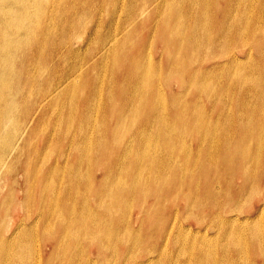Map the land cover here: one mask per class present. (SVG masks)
Returning a JSON list of instances; mask_svg holds the SVG:
<instances>
[{"label":"bare ground","instance_id":"obj_1","mask_svg":"<svg viewBox=\"0 0 264 264\" xmlns=\"http://www.w3.org/2000/svg\"><path fill=\"white\" fill-rule=\"evenodd\" d=\"M106 3L78 40L101 43L105 54L96 46L73 49L69 34L44 56L30 45L12 63L24 79L19 100L0 90V137L11 140L0 154V264H210L217 252L229 260L223 264H264L263 231L251 226L264 205L237 209L231 201L249 191L264 195V188L249 189L264 182V0ZM112 4L122 9L120 25L111 21L119 19ZM37 34L41 41L33 45L40 47L45 27ZM151 48L163 51L159 66H151ZM39 57L49 65L42 62L40 88L25 99L23 90L37 80L27 64ZM8 68L0 60V69ZM45 120L52 133L36 131ZM183 138L189 142L180 151ZM185 152L191 165L177 163L189 161ZM20 172L22 181L6 183ZM197 200L204 201L201 219L188 214ZM137 218L136 240L159 236L167 251L133 244L130 223ZM35 235L49 241V253L31 248ZM247 245L250 261L240 250ZM105 248L119 252L114 261Z\"/></svg>","mask_w":264,"mask_h":264},{"label":"rangeland","instance_id":"obj_2","mask_svg":"<svg viewBox=\"0 0 264 264\" xmlns=\"http://www.w3.org/2000/svg\"><path fill=\"white\" fill-rule=\"evenodd\" d=\"M65 1H67V2H65ZM125 1L126 0H123V4H124ZM253 1H256V0H253ZM76 2H80V3H76ZM97 2L98 1H96V0H0V28H1L0 30L5 31L4 34L0 37L1 38L0 39V43L4 44L2 49L0 47V60L3 61L5 65H11V68H8L7 70L6 69H0V74H2L3 80H4L3 82L1 81V86H0L1 87L0 88L1 92L5 93L8 97H11L12 95L14 97H16L15 93H16L17 89H19V87L22 86V81L24 79H23V76L22 77L20 76L21 73L17 71L18 68L15 65H13L12 63L18 57L20 52L22 53L23 51L31 49L32 47H34L35 49H39L40 48L39 50H41V52L43 51L42 54L44 56L53 48V43L55 41L56 42L60 41L61 38H63L65 35L68 36V37H69V35L70 36L73 35V37L75 38V42L71 46L73 49L78 48L80 51H83L85 48L87 50H90L94 46H96L97 49H98L96 54H105V53H101V52L104 51V48H102V44L99 43V42L98 43L92 42L91 44H88V45H86V43H84V42H81V43L79 42L80 41V39H79L80 36L82 35V36L85 37V35L87 34L86 33V27H88L91 24V22L89 23V21L91 19L92 14H93V17L95 19H97L100 16V14H102L104 12L106 6L108 5V3H106V0L104 1V4L102 6L98 5ZM67 6H69V7H67ZM250 6L251 5H249V8H250ZM122 8H124V6H122ZM109 9L116 11V13H114L113 16L119 14V19L111 20L112 23L114 25H120L122 23V21H123V13H122V9L120 8V6H118L116 4H112L109 7ZM77 12H79V13H77ZM85 12H86V14H85ZM88 13H89V15H88ZM95 13H96V15H95ZM72 14H73V16H72ZM181 18H183V19H181L182 21L187 22V20L185 19L184 16L181 17ZM6 19H11L9 22L12 23V24L10 26H8V27H7L6 24H9V22L6 23ZM76 19H77V22L75 21ZM70 21H71V23H70ZM210 26H211L210 25V19L208 17L206 19V21H205V24L203 25V29L207 31V29H209ZM44 27H45V42L43 40L42 43H41L42 46L39 45L40 47H35L33 44L34 43L39 44V42L41 41L38 38L37 30H40V29H42ZM75 30H76V34L74 32ZM204 30H203V32H204ZM263 30H264V27H261V32ZM36 38L39 39V40L37 41ZM233 46L234 45L232 44L230 46V48L233 47ZM151 51H152V55H153V57H152L153 62L151 61L152 62L151 66L153 65V63H154V65L156 64V65L159 66L160 61L165 59L163 51L162 50H158V49L156 51H153V48H151ZM199 55H201V54H199ZM47 59L45 58V60H44L43 57H41V58L39 57V58H35L36 61L33 60L34 62H29L30 63L29 65L27 64L28 67L32 66V65H34L36 67L37 73L34 72V74L37 75V77L36 76L35 77L37 78L38 83H37V80H35V82H33L34 85L29 83L30 85L29 84L27 85L28 86L27 89L23 90V92H24L23 98L25 97V99H26L28 97V95H30V94H27V93H30L31 91L33 92V89L36 91V90H38L40 88V85H39L40 84V80L38 79L39 78L38 75H39V73H42V72L44 73V70H43L44 69V64L43 63ZM47 63H49L48 61H46L45 64L49 65ZM164 63L165 62H163V65H164ZM40 69L42 71H40ZM14 73H16L17 75L14 74ZM45 73H46V70H45ZM14 77H15V79H14ZM12 83H13V85H15L14 87H13ZM7 87H9L10 90ZM31 87H33V88H31ZM2 99H3V97H2ZM16 99H17V101L19 100L18 94H17V97L15 98V100ZM4 100L6 101V98ZM20 104H22L24 106V101L20 100ZM44 122L41 121L38 124L36 131L39 132V133L45 132V134L52 133V131H53V127H51L52 125L47 120H45ZM224 124L227 125V123H224ZM41 125H43V126H41ZM61 125L62 126L60 127V129L63 130L65 125H63V124H61ZM4 131H6V129ZM3 134L6 135L5 132ZM9 138H10V136L9 137L8 136H4V138H3V136L0 137V154L5 152L6 150H8L7 146H9V141L11 143V140ZM184 139H185V141H184ZM182 140L183 141H181V142H183L184 144L180 142L181 145H179V147H178L180 151H181V149L183 147H186L185 144L189 142L188 139H186V138H183ZM3 142H5V143H3ZM18 144H22L21 141ZM16 152L17 151H13L9 155V157L7 158L8 162H10V160H14V158L16 157ZM185 154L187 155V159L186 160H189V161L188 162L184 161L183 158L181 157L180 161L182 163L180 161H177V163L181 164V165H185V166H187L188 164L191 165L192 164V163H190L192 161V159H190V158H192L191 153L185 152ZM43 156H45L44 153L42 154V157ZM16 160H17V158H16ZM21 160H24V158L22 157ZM20 175H21V172L18 173V174H14V175L11 174L6 179V183L8 184L11 180H13L15 178H19V179H17L19 182L22 181V179L20 178ZM259 181L260 180L252 181L251 182V187H249V189L251 191H253V192L256 191V190L260 191V189L263 190L264 182L261 181V183H259ZM184 189L186 191L187 188H184ZM17 190L20 191L19 187H17ZM189 196H190V201L191 202L194 201V203H195V199L196 198L194 196V193H191V195H189ZM257 200H259L260 204L264 205V195L262 194V195H260L259 198H257V197L255 198L254 196H252L250 194V191L246 192L239 199L238 198L231 199V201L233 202L234 208H237V209L245 208V207H248V206H253V203H254V205L256 204L255 206L257 208L258 207L257 206ZM196 203L197 204H195V206L189 210L188 214L191 215V216H197V217H199L201 219V218H203L202 212H201L202 205H199V203L200 204H204V201L203 202H198V200H197ZM197 209H199L200 211H198ZM230 215L231 216L232 215H236V213L233 212V213H230ZM242 215L243 214H241L240 216H242ZM154 216L157 217V215H154ZM186 216H187V214H183V216H181V219H184L183 217H186ZM257 216L259 217L258 213H254V215L252 216L251 226H253V224H254V226L256 228L262 229L263 234H264V230H263V226H264V212L262 213V215L259 218ZM165 217H166V215H164V214L159 216L160 222L162 224H164L166 222L165 221ZM215 219L217 221H215ZM215 219H213L215 221V223H214L215 228L212 226L211 229H208V231H207L208 236H211V235H213L215 233L217 224L219 226V222H221L222 216L218 217V218H215ZM258 221H261V223L263 225L260 222L258 223ZM139 223H141V222H140V220L138 218L135 221L132 220L131 223H130L131 226H132L130 228L132 230V235L131 236H133V238L135 239L133 241V244H138V245H136L137 247H139V245H140V249H142V247L143 248L144 247H148L149 249H153V248L157 247L158 251H160L162 249H165V251H167L169 249L167 246H164V244H167V243L160 244V242L158 241V237L159 236H156V235H154L155 237H152V238H142L141 240L139 238L138 240H136L135 234L137 232L136 230L138 229ZM142 223H144V220H142ZM152 223H154V224H152V226L154 228H157L156 219H153ZM183 223H184V221H183ZM255 223L258 224V225H256ZM188 224L189 223H184L183 226L187 227ZM261 225H262V227H261ZM190 226H191L192 230L196 229L195 225L192 224ZM175 233H177V232L172 233V235H174ZM186 234L190 235V233H187V232H186ZM35 236H37V238ZM35 236H33L31 239H29V243H31L30 244L31 248L34 249L33 246L34 247H38V249L41 250L42 254L49 253V251L51 250L49 241L48 242L47 241L43 242L40 236L39 237H38V235H35ZM192 237H193V235L190 236V238H188L187 240L192 239ZM179 239H180L179 241L181 242L182 241L181 237H179ZM34 243H37V245L35 246ZM182 245L185 246V247L188 246L187 243L186 244H182ZM211 245H213L212 248L215 247V246H218L216 244H211ZM236 248H237V246H236ZM105 250H106L105 251V258H107V260H109V261H111V260L114 261L115 260V256L119 255V252L115 251V249H111L110 250V249L105 248ZM240 250L243 253L242 254L243 256L242 255L241 256L245 260L248 259V261H250L252 259V256L250 254V249H249L248 245H247V248L244 246V249L240 248ZM240 250H238V251H240ZM135 251H136V249L133 252H135ZM75 252L78 253V254L80 252H81L80 254H82V253L84 254L82 248L78 247V246L75 248ZM95 255L96 254H94L92 256L93 260L96 259ZM223 258L224 257L219 255V253L217 252L216 259H214V260L210 259V261L213 260L214 262H210V261L209 262H210V264H223L224 262L227 263L226 261H229V260H225L226 258L225 259H223ZM97 260L98 259H96V262H97ZM178 260H179V262H182L184 260V258L183 257H179ZM192 261H193L194 264H195V262L196 263L198 262L196 260V258H193ZM97 264H100V263L97 262Z\"/></svg>","mask_w":264,"mask_h":264}]
</instances>
